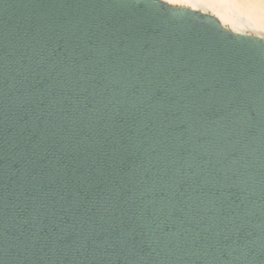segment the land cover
<instances>
[{"label":"water","instance_id":"water-1","mask_svg":"<svg viewBox=\"0 0 264 264\" xmlns=\"http://www.w3.org/2000/svg\"><path fill=\"white\" fill-rule=\"evenodd\" d=\"M0 264H264V36L0 0Z\"/></svg>","mask_w":264,"mask_h":264},{"label":"bare ground","instance_id":"bare-ground-1","mask_svg":"<svg viewBox=\"0 0 264 264\" xmlns=\"http://www.w3.org/2000/svg\"><path fill=\"white\" fill-rule=\"evenodd\" d=\"M187 1L191 8L216 16L229 29L264 36V0Z\"/></svg>","mask_w":264,"mask_h":264},{"label":"rangeland","instance_id":"rangeland-1","mask_svg":"<svg viewBox=\"0 0 264 264\" xmlns=\"http://www.w3.org/2000/svg\"><path fill=\"white\" fill-rule=\"evenodd\" d=\"M187 0H174V2H172V4H174V5H182V6H188V7H190L189 5H187ZM177 3V4H176ZM212 6V8H215V6L214 5H211ZM211 6H209V8H211ZM191 8V7H190Z\"/></svg>","mask_w":264,"mask_h":264},{"label":"snow or ice","instance_id":"snow-or-ice-1","mask_svg":"<svg viewBox=\"0 0 264 264\" xmlns=\"http://www.w3.org/2000/svg\"><path fill=\"white\" fill-rule=\"evenodd\" d=\"M167 2L172 3V2H174V0H167Z\"/></svg>","mask_w":264,"mask_h":264}]
</instances>
